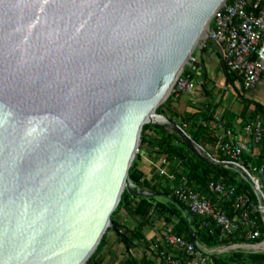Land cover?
Wrapping results in <instances>:
<instances>
[{
    "label": "water",
    "instance_id": "95a60500",
    "mask_svg": "<svg viewBox=\"0 0 264 264\" xmlns=\"http://www.w3.org/2000/svg\"><path fill=\"white\" fill-rule=\"evenodd\" d=\"M227 1L0 0V264H86L108 229L126 241L111 220L124 192L184 211L128 178L145 125L264 207L241 166L156 114L186 66L202 75L192 55Z\"/></svg>",
    "mask_w": 264,
    "mask_h": 264
},
{
    "label": "built area",
    "instance_id": "2783aa9c",
    "mask_svg": "<svg viewBox=\"0 0 264 264\" xmlns=\"http://www.w3.org/2000/svg\"><path fill=\"white\" fill-rule=\"evenodd\" d=\"M208 34L220 52L226 70L235 75L242 89L246 92L255 89L264 75V0H228ZM195 86L194 80L182 72L172 96L178 98L190 94ZM222 125V120L215 117L208 127L215 130ZM216 150L229 160L227 162L241 166L255 181L264 198V165L248 163L247 167L243 166L245 157L256 158L264 151V121H249L238 132L225 127L222 136L216 140ZM168 165L165 157L150 162L158 176L165 179V187L171 189L172 197L190 215L198 218L210 235L216 233L220 242L238 233L250 242L260 239L256 214L263 213L260 217L264 225V207L256 198V202L251 201L246 194L211 181L208 190L215 200L213 203L186 181L174 186V176L167 172ZM263 242L229 248L238 252L247 246L256 251ZM161 244L163 248L153 247L160 264H212L211 257L221 254L214 248L188 242L171 231L162 235Z\"/></svg>",
    "mask_w": 264,
    "mask_h": 264
},
{
    "label": "trees",
    "instance_id": "16d2710c",
    "mask_svg": "<svg viewBox=\"0 0 264 264\" xmlns=\"http://www.w3.org/2000/svg\"><path fill=\"white\" fill-rule=\"evenodd\" d=\"M208 46L215 47L213 43L209 42L201 50L199 62L203 67V72L199 77V81L201 82V89L204 96L210 99L211 93L207 89L209 79L207 71L204 68V58L207 57ZM217 56L223 72L225 84L232 88L243 106V111L239 117L241 118L240 124L244 125L249 121H264V107L259 103L249 101L245 98L246 92L242 89L241 84L235 75L226 70L219 51H217ZM192 58H194V55H192ZM184 73L185 75H189L192 80L198 78L188 70ZM175 104L173 97H169L165 103L156 110V114L162 115L170 122L179 125L196 144L202 147L210 156L214 157L213 148L216 144V139L211 138L210 129L208 127V124L216 117L214 105L208 103L205 107L199 108L196 113L186 112L180 114L178 109L174 106ZM226 116L227 120H225V126L228 128L231 125V122L235 120L236 116L232 113H226ZM144 145H146L156 156L165 157L167 159L169 164L167 172L174 176V186H178L183 181H186L188 184L193 185L196 191L209 197L211 201L215 203L214 198L208 190V184L211 181L219 182L225 186L234 188L238 193L246 194L251 201L256 202L255 196L251 193L248 184L244 181L243 183H238L233 178L234 176H237V173L202 163L189 152L183 141L175 134L166 133L149 125H145L141 131L139 146L142 147ZM137 159L138 156L136 155L128 171L129 180L145 190L155 193H163L173 198L170 188L164 187L160 189L159 186H150L149 182L144 179V175L137 169ZM215 159L218 161H229L221 155L216 156ZM248 163H251L253 166L264 165V151L261 152V156L256 158L245 157L243 159V166L247 167ZM124 204L133 205L135 213L148 223L151 222L153 217H156L157 219L163 218L167 224L170 223L171 219L178 218L179 223L178 226L173 229V233L177 236L183 237L188 242L194 243L197 241L207 248L254 244L262 241V233L260 239L254 242L248 241L243 234L238 233L220 242L217 234L210 235L209 231L201 226V221L190 215L183 205L178 203L184 211L165 198L131 199L130 196L124 192L116 210ZM226 211L228 213L231 212L228 209H226ZM256 216L258 218V228L261 232L262 228L260 225L261 219L259 213L256 214ZM191 224L196 226V231L190 230ZM112 225L117 226L113 221ZM128 243V241L125 243L127 248H129ZM104 244L105 235L102 237L99 246L86 264H90L96 258V256L102 251ZM211 261L212 264H264V255L251 256L249 259L250 263H247L244 257L238 255V253H233L230 256L213 255ZM131 262L135 264L134 260Z\"/></svg>",
    "mask_w": 264,
    "mask_h": 264
},
{
    "label": "crops",
    "instance_id": "0c3cea01",
    "mask_svg": "<svg viewBox=\"0 0 264 264\" xmlns=\"http://www.w3.org/2000/svg\"><path fill=\"white\" fill-rule=\"evenodd\" d=\"M213 49L215 51L214 55L220 66L217 56L218 49L216 46L213 47ZM212 63L211 58L210 61H205L204 68L208 75L210 74L209 71ZM208 79H210L209 76ZM199 83L200 86H195L192 93L181 96L174 105L180 114L186 112L195 113V111L190 110L188 107L191 105L194 106L196 103L207 104L206 99L208 98L204 96L201 89V82L199 81ZM228 87L233 94L236 105V108L232 109L230 112L234 114L236 118L231 122L228 128H232L234 131L238 132L243 126L240 124L241 118H239L243 111V106L232 88L230 86ZM245 98L249 101L259 103L264 107V75L255 89L245 93ZM225 127V123L223 122L221 127L212 130L214 139L216 138L217 140V138L222 136ZM137 156V169L144 175V179L149 182L150 186H159L160 189L164 188L166 185L165 179L159 177L156 171L150 166L151 161H157L161 157L152 153L146 145L140 147ZM259 156H261V153L256 157ZM112 221L125 233L126 241L116 235L111 229H108L105 233V244L102 251L90 264H134L131 262L132 260L135 261V264H160L153 247L157 245L163 248L161 244L162 235L168 231L173 233V229L176 228L179 223L178 218L171 219L170 223L167 224L163 218L157 219L156 217H153L151 222L148 223L135 213L133 205L127 204L117 209ZM190 230L196 231V226L191 224ZM127 241L129 242V248L125 246ZM196 243L204 246L197 241Z\"/></svg>",
    "mask_w": 264,
    "mask_h": 264
},
{
    "label": "rangeland",
    "instance_id": "374dc122",
    "mask_svg": "<svg viewBox=\"0 0 264 264\" xmlns=\"http://www.w3.org/2000/svg\"><path fill=\"white\" fill-rule=\"evenodd\" d=\"M212 25L210 26L211 29ZM209 30V29H208ZM206 41L203 39L200 41L198 47L196 48V50L194 51L193 55H194V60L199 62L200 61V57H201V50L204 46H206ZM215 51L213 49L212 46H208V54L207 57H205V61H210V58L212 60V64L210 66V71H209V83L207 85V89L209 90L210 94V99H206L207 100V104L212 103L214 105V109L216 111V115L218 119H221L224 123L225 120H227V116L226 113H230L232 109H235L236 105H235V101H234V97L233 94L230 90V88L228 86H226L225 84V80H224V76H223V72L221 67L219 66V63L217 62V59L214 55ZM214 56H213V55ZM188 70L187 66L184 68L183 73ZM196 86H200L199 83V77L193 79ZM183 96V95H181ZM179 96L178 98L173 97L172 96V92L170 93L169 97H173L174 102H178V99L181 97ZM168 97V98H169ZM206 104H202V103H196L194 106H189L188 108L192 111H195V113L197 112V110L199 108L205 107ZM214 121V119H213ZM210 133H211V138L214 139V134L212 132V130L210 129ZM216 139V138H215ZM140 150V149H139ZM214 151V158H216V156H220L221 154L216 150V144L213 148ZM222 156V155H221ZM234 173V172H233ZM235 179V181H237L238 183H243V179L237 174V176L233 177ZM245 182V181H244ZM246 183V182H245ZM247 184V183H246ZM249 186V185H248ZM251 190V188H250ZM249 193V192H247ZM251 193L252 190H251ZM254 195V194H253ZM261 216V215H260ZM261 219V217H260ZM261 228H262V241H260L259 243L264 241V225H263V221L261 220ZM245 245H250V244H245ZM261 246H264V242ZM230 246H221V247H217L214 248V251L218 252L220 251L222 256H230L233 253H238V255H241L244 257V259L246 260L247 263H250L249 259L251 256L254 255H264V250L260 248V250H254L252 248L249 247H243L240 248L238 252H234L232 249L229 248Z\"/></svg>",
    "mask_w": 264,
    "mask_h": 264
},
{
    "label": "bare ground",
    "instance_id": "6f19581e",
    "mask_svg": "<svg viewBox=\"0 0 264 264\" xmlns=\"http://www.w3.org/2000/svg\"><path fill=\"white\" fill-rule=\"evenodd\" d=\"M204 37H205V35H204ZM263 247H264V246H260L259 248L263 249Z\"/></svg>",
    "mask_w": 264,
    "mask_h": 264
}]
</instances>
